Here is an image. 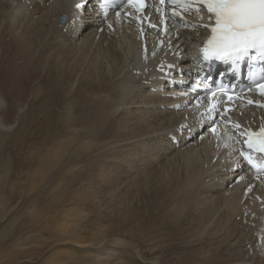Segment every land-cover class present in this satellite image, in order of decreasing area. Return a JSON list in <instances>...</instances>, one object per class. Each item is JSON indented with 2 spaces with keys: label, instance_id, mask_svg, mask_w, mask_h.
Segmentation results:
<instances>
[{
  "label": "bare ground",
  "instance_id": "bare-ground-1",
  "mask_svg": "<svg viewBox=\"0 0 264 264\" xmlns=\"http://www.w3.org/2000/svg\"><path fill=\"white\" fill-rule=\"evenodd\" d=\"M42 2L0 0V138L12 142L0 141V147L16 173L39 174L32 185H0V264H29L28 257L43 250L15 238L22 232L49 234L54 222L57 235L74 236L91 222L97 226L123 214L144 247L153 253L171 249L167 264H264L261 249L251 256L243 252L250 232L236 220L238 188L226 197L215 181L218 167H203L211 161L207 147L165 154L169 149L157 142L179 115L151 109L156 100L129 79L128 68L139 65L134 37L126 30L97 37L92 29L64 35L56 21L73 0ZM41 108L50 112L43 119L53 123L37 138L41 115L47 114ZM79 164L85 166L71 172ZM66 180L76 185L68 201L87 203L89 216L75 220L72 209L64 217L68 205L42 214ZM89 228L86 243L67 244L84 249L83 261L124 264V252L109 250L120 244L150 264L122 240H104Z\"/></svg>",
  "mask_w": 264,
  "mask_h": 264
},
{
  "label": "snow or ice",
  "instance_id": "snow-or-ice-1",
  "mask_svg": "<svg viewBox=\"0 0 264 264\" xmlns=\"http://www.w3.org/2000/svg\"><path fill=\"white\" fill-rule=\"evenodd\" d=\"M88 3L89 0H81L75 4V8L77 11H82ZM159 3L161 6L165 4L173 6L170 16L178 17L181 21L184 20L183 13L185 12H194L197 19L209 21V23L199 25V27L207 29L210 34L206 37L203 46L198 49L197 56L193 58L194 61L227 63L233 66L235 72H238L240 64L247 59L249 61L247 79L250 86L246 91L255 90L260 96H264V67L257 66V62L264 63V0H159ZM126 8L134 9L131 18L136 20L142 37L145 35L143 28L145 23L148 28L156 29L162 35H168L170 32L168 13L162 7L156 8V12L160 16L159 25L153 23L150 17L141 15L146 8L145 0H98L97 16L103 21H108L114 12L117 20L121 21L122 13L125 18L129 17V13L125 11ZM176 8H179L180 11H176ZM202 9L206 11L207 17L201 15ZM107 27L110 31L113 30L111 23H107ZM185 27H187L186 23ZM176 38L178 39V37ZM171 39L172 37H169V40ZM163 45L164 41L161 40L157 47ZM143 52L142 58L147 62L146 44ZM155 55L154 50L152 56L155 57ZM176 67L177 65L171 63L160 64L156 71L160 72L162 76H166ZM165 68H167V72L164 71ZM144 71L147 72V68ZM201 85H203L202 88ZM197 89H200L205 95H200L196 91ZM193 92H196V96L188 100L187 98ZM236 95L239 94L230 92L225 87L212 90L203 81L196 80L173 99L183 98L186 101L185 108H195L198 121L202 125H206L205 134L211 133L214 137L217 136L218 128L222 123L224 131L218 139V146L237 154L238 167L246 166L254 172V175L264 177V124L260 126L259 131L241 130L242 126L239 123L229 124L231 117L226 118V114L230 110L227 107H222L221 97L226 96L231 101ZM247 103L249 105L256 103L257 107L264 108V104L252 100H248ZM176 109L180 110V105H176ZM186 127H188L187 124L181 125V130ZM205 134L200 135L201 140L204 139ZM237 144H240L241 147L236 148ZM243 179L244 176H240L236 183ZM251 190L249 187L245 191V196Z\"/></svg>",
  "mask_w": 264,
  "mask_h": 264
},
{
  "label": "rangeland",
  "instance_id": "rangeland-1",
  "mask_svg": "<svg viewBox=\"0 0 264 264\" xmlns=\"http://www.w3.org/2000/svg\"><path fill=\"white\" fill-rule=\"evenodd\" d=\"M40 111L47 114L41 115L42 121L40 124H38L39 129L36 133L37 138L43 136L44 133L51 128L53 123V121L49 120L48 118L43 119L44 116H47L48 113H50L47 111V109L41 108ZM14 130L15 129H13L12 131ZM0 141H3V144L12 143L10 139L5 140L3 137L0 138ZM68 141H70V139H68ZM70 143H74V141H70ZM3 144L0 147V185H32V179L34 177H38L39 174L36 173L34 176H31L26 172H22L20 174L16 173L14 168H12L11 166L13 159L6 154L3 149ZM94 146L95 145L91 142V147ZM83 166H85V164H79L73 167L71 169V172H77L81 170ZM75 186L76 185H72L71 180H66L62 185H58L54 192H52V198L54 200L53 203L51 204V202H49L47 209L43 211L42 214H47L48 212H50V208H52L53 212L55 213L59 209L65 208V206L68 205V208L63 215L64 217H68L72 209H77L72 213V218L75 220H79L83 216V214H87V216H89L90 209L87 203L83 202V205L85 206H82V203L74 204L73 202L68 201L69 195L72 191L71 189H73ZM39 198L42 199L43 196H40ZM28 207L29 204L27 203V209ZM120 216H124V219L121 222L117 223V218ZM129 218L130 216L128 214L119 215L117 217L108 216L102 220L97 221V226L96 222L87 224L83 231L76 233L74 236L57 235V232L55 231V223L49 222L51 226L50 228H47L50 231L49 234L45 233L42 235L38 234L37 231H30L26 233L22 232V236L20 238L18 235L15 236V238L22 240L24 243H28L30 246H42V251H36L28 257L30 260L29 264H100L96 263L92 258L90 259L89 257L88 258L90 260H88L87 262L83 261L82 258L85 255L82 252H84V249L79 250L70 247L69 245L67 246V244L78 245L86 243L88 238L87 232L90 229L89 227H92V229H97L99 233L101 232L102 239L104 240L120 239L123 241V244L127 245L130 248H135L137 251V255L144 259H149L150 264H167L166 261L172 257L171 249L166 246L165 251H163L162 253H160V249H158L156 253H153L154 249H148L144 247V245L142 244V239H134L133 235L135 234L132 233V230L128 229ZM16 221L17 220H13L12 222H10V224L12 225L16 223ZM126 231H128L129 234H126ZM123 246L124 245L120 244L111 245L109 247V250L114 249L117 252H124V264H143L139 261L138 257L133 251L125 250ZM68 248H70L73 255H70V250ZM171 248L173 249L172 246ZM95 253L97 252H92V257L96 255ZM113 254L114 253H111L112 257ZM106 258L108 257L106 256ZM156 260L158 261L156 262Z\"/></svg>",
  "mask_w": 264,
  "mask_h": 264
}]
</instances>
